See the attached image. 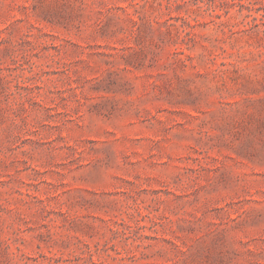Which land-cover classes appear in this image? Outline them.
<instances>
[{
    "label": "rangeland",
    "instance_id": "374dc122",
    "mask_svg": "<svg viewBox=\"0 0 264 264\" xmlns=\"http://www.w3.org/2000/svg\"><path fill=\"white\" fill-rule=\"evenodd\" d=\"M0 264H264V0H0Z\"/></svg>",
    "mask_w": 264,
    "mask_h": 264
}]
</instances>
